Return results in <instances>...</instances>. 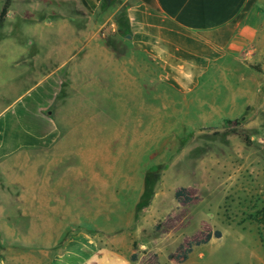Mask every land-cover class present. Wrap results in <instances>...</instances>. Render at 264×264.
Segmentation results:
<instances>
[{"label": "rangeland", "instance_id": "rangeland-1", "mask_svg": "<svg viewBox=\"0 0 264 264\" xmlns=\"http://www.w3.org/2000/svg\"><path fill=\"white\" fill-rule=\"evenodd\" d=\"M15 10L11 6L0 23V108L18 97L23 105L33 77L52 65L49 51L64 44L58 23L38 37ZM259 11L257 39L248 45L252 72L244 73L249 92L243 111L239 103L228 114L233 117H221L229 105L217 93L173 103L148 93L140 111L133 104L100 107L79 95V85L63 83L52 107L58 141L6 162L29 163L36 181L47 182V195L35 201V230L13 233L20 239L11 243L0 233L6 263L45 264L79 234L101 244L115 239L140 264H155L182 253L188 241H203L219 224L258 227L254 216L264 208V3ZM43 59L34 70L40 73L32 72Z\"/></svg>", "mask_w": 264, "mask_h": 264}, {"label": "crops", "instance_id": "crops-1", "mask_svg": "<svg viewBox=\"0 0 264 264\" xmlns=\"http://www.w3.org/2000/svg\"><path fill=\"white\" fill-rule=\"evenodd\" d=\"M263 3L264 0L9 1L4 18L11 6L16 7L18 11L13 13L17 11L22 21L34 24L33 32L38 37L51 33H44V29L58 23L57 33L64 44L49 51L52 65L44 74L33 77L29 87L32 90L24 104H19L18 97L10 106L0 108V233H8L3 234L8 243L20 239L13 233L35 230V201L37 194L47 195V182L43 177L36 181L29 163L6 162L11 158L17 161L25 151L48 150L58 141V118L52 107L63 83L79 85V95L90 97L100 107L121 105L126 109L133 104L140 111L148 93L168 99L169 103L178 97L199 98L204 91L217 93L229 105L221 117H233L228 114L239 103L243 111V98L249 92L244 73L252 72L248 64L253 51L248 50V45L257 39L256 24ZM44 61L47 62L43 59L30 70L39 74ZM5 168L17 169L10 172ZM256 230L257 225L247 222L219 224L203 241H188L182 253L175 250L157 258L155 264H264V243ZM1 241L0 264H7L1 255ZM117 244L115 239L101 244L73 235L58 255L44 263L140 264L138 256L130 260V248L120 249ZM143 247L139 245L138 250Z\"/></svg>", "mask_w": 264, "mask_h": 264}, {"label": "trees", "instance_id": "trees-1", "mask_svg": "<svg viewBox=\"0 0 264 264\" xmlns=\"http://www.w3.org/2000/svg\"><path fill=\"white\" fill-rule=\"evenodd\" d=\"M9 1L10 0H4L2 7L0 8V23L3 21L8 5H9ZM225 122H229V120H225ZM245 141H247V139L245 138ZM263 151H264V147H263ZM180 197V191H176L174 193V199L175 200H179ZM254 219L256 220V223L258 224L257 227V235L260 239L261 242L264 243V208H260L257 210V212L255 213ZM130 260L134 261L135 260V255H131L130 256Z\"/></svg>", "mask_w": 264, "mask_h": 264}, {"label": "water", "instance_id": "water-1", "mask_svg": "<svg viewBox=\"0 0 264 264\" xmlns=\"http://www.w3.org/2000/svg\"><path fill=\"white\" fill-rule=\"evenodd\" d=\"M107 1H109V0H107Z\"/></svg>", "mask_w": 264, "mask_h": 264}]
</instances>
